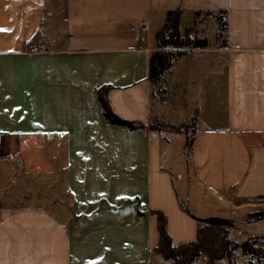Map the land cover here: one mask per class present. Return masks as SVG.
<instances>
[{
    "label": "crops",
    "instance_id": "1",
    "mask_svg": "<svg viewBox=\"0 0 264 264\" xmlns=\"http://www.w3.org/2000/svg\"><path fill=\"white\" fill-rule=\"evenodd\" d=\"M175 10L200 39L226 26L223 45L164 73V85L186 82L170 113L167 94L154 102L149 60ZM33 44L41 54L25 53ZM100 93L136 129L109 123ZM188 121L191 145L165 128ZM0 146V264H155L158 213L174 246L211 218L254 232L244 216L264 210V0H0Z\"/></svg>",
    "mask_w": 264,
    "mask_h": 264
},
{
    "label": "trees",
    "instance_id": "2",
    "mask_svg": "<svg viewBox=\"0 0 264 264\" xmlns=\"http://www.w3.org/2000/svg\"><path fill=\"white\" fill-rule=\"evenodd\" d=\"M224 22V27L226 22ZM220 20V21H221ZM157 49L150 55L149 79L153 86L163 82L164 73L171 67L173 58L182 55L185 49H201L207 46V41L192 35V30L182 31L181 11H169L164 27L156 35ZM174 50L175 52L173 53ZM100 102L104 112V117L109 123L124 126L131 130L136 126L118 118L107 102L106 94L100 93ZM170 131L178 130L176 127L168 125L165 127ZM232 221L211 218L202 221V226L198 231L197 240L174 246L167 232V219L158 213L159 243L155 251L165 260H172L176 264H194L201 256H206L209 261L220 260L227 255V245L230 243L228 228L232 227ZM229 247V246H228ZM244 255L259 257L264 251L250 253L244 250ZM256 253V254H255Z\"/></svg>",
    "mask_w": 264,
    "mask_h": 264
},
{
    "label": "rangeland",
    "instance_id": "3",
    "mask_svg": "<svg viewBox=\"0 0 264 264\" xmlns=\"http://www.w3.org/2000/svg\"><path fill=\"white\" fill-rule=\"evenodd\" d=\"M217 18H219V16ZM221 19H223V17L218 19L219 20L218 24H219V28H220V33L216 34V37L213 35L214 32H213V29H211V28H209V31L206 33L207 34L206 37H210V40H208V38L203 39V40L207 41V45L210 44V42L212 44L215 41H218L219 43H221V45L224 44V32H222L223 31L222 28H224V22ZM215 43H217V42H215ZM212 45H214V44H212ZM28 47H27L25 53H28L30 55L41 54L40 49H39V52L31 54L30 52H28L29 51ZM189 50H193V49L182 50V52H181L182 55H179L177 57L189 56L188 55ZM172 51H173V53L175 52L174 50H172ZM173 65H174V58L172 61V65L168 69V71L170 69L172 70ZM185 83L186 82L177 81V82H174V85H171L167 81L165 84L166 86L164 85L163 82L161 84H159V83L156 84L153 88L154 102H155V100L156 101L161 100L167 94V98H169V101H170L168 104H171V103L173 104V105H170L169 112L173 113L174 112V106L177 109H179V107L181 106V103L178 100L179 97L177 96V93L184 88L183 86L185 85ZM165 87H166V89H165ZM174 92H175V95H174ZM172 120H174V119L172 118ZM157 125H160V124H157ZM180 128L178 130H181V131L184 130L187 134H189L188 135L189 136V144L191 145V142L193 141V136H194V130H193L194 129V123H193V121H192V123L190 121H188V123H186L185 126H183V127L181 126ZM167 130H169V129H167ZM0 152H1V146H0ZM185 155H186V157H188L189 151L186 150ZM40 194H42V192H40ZM249 210H250V212L245 214L244 220L247 221L249 219L255 218V220H256L255 223L258 222L257 223L258 226L255 227L256 229L254 230V232L249 231V230H245L247 228L244 229L243 224L238 223V222H233V221H232L233 226L228 228V237L230 239V243L226 247L228 257H225L223 259H226L227 262L229 261L228 263H230V264H264V254H263V257H262V255L260 257H259V255L247 256V255H244V252H243V248H244V250L250 251V253H251V251L256 252V253L258 251H264V210H258L257 208H252V209H248L247 211H249ZM185 211L188 213L189 212L193 213L192 210L191 211L187 210L186 206H185ZM239 231H241V234L239 233ZM252 234L254 235L253 237L251 236ZM157 259H159V258H157ZM204 260L209 261L208 258L203 255L199 259H197V261L194 264H206V263H204ZM160 261L163 264H176L172 260H164L163 258H161ZM160 261H158V260L155 261V264H160L159 263ZM209 262L211 263V261H209Z\"/></svg>",
    "mask_w": 264,
    "mask_h": 264
},
{
    "label": "built area",
    "instance_id": "4",
    "mask_svg": "<svg viewBox=\"0 0 264 264\" xmlns=\"http://www.w3.org/2000/svg\"><path fill=\"white\" fill-rule=\"evenodd\" d=\"M139 29H140V33L142 34V37L140 38L142 41L145 40V36L147 35L148 31H149V24L147 21H141L139 23ZM29 51L31 54H34L36 52H39V47L36 44L30 45L28 47ZM2 159V154L0 152V160Z\"/></svg>",
    "mask_w": 264,
    "mask_h": 264
}]
</instances>
